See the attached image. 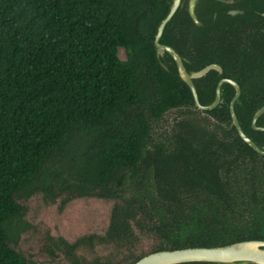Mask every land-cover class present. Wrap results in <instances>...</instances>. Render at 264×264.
Listing matches in <instances>:
<instances>
[{
    "label": "trees",
    "instance_id": "1",
    "mask_svg": "<svg viewBox=\"0 0 264 264\" xmlns=\"http://www.w3.org/2000/svg\"><path fill=\"white\" fill-rule=\"evenodd\" d=\"M165 10L162 0H0V264H134L192 231L160 204L175 193L179 153L166 173L156 167V191L123 196L151 124L192 103L155 56ZM39 196L60 213L89 203L90 221L48 239L33 230L47 256L34 260L7 227L30 230Z\"/></svg>",
    "mask_w": 264,
    "mask_h": 264
},
{
    "label": "flooded vegetation",
    "instance_id": "2",
    "mask_svg": "<svg viewBox=\"0 0 264 264\" xmlns=\"http://www.w3.org/2000/svg\"><path fill=\"white\" fill-rule=\"evenodd\" d=\"M162 1L166 10L155 31V56L167 75L188 89L192 103L171 108L154 121L171 111L182 117L168 131L164 151L149 136L139 160L124 172L123 191L131 188L128 198L137 191H156V167L166 173L168 157L179 153L175 193L160 204L167 206L166 219L174 213L177 220L194 223L179 248L161 251L264 242V112L254 121L264 106V0H196L195 20L190 0H179L159 38L165 49L157 55V30L173 2ZM170 141L172 150L166 148ZM166 180L164 189H170L167 174ZM142 203L152 213L150 199Z\"/></svg>",
    "mask_w": 264,
    "mask_h": 264
},
{
    "label": "rangeland",
    "instance_id": "3",
    "mask_svg": "<svg viewBox=\"0 0 264 264\" xmlns=\"http://www.w3.org/2000/svg\"><path fill=\"white\" fill-rule=\"evenodd\" d=\"M181 118L182 117L179 114V111H171L167 116L165 115L164 119L158 123H153L151 125L150 142L155 144H165L166 146L168 143L167 138L169 137L168 131L171 128H174L173 126H175L177 121ZM173 146L174 141H170V145H168L166 148L172 150ZM131 193H133L131 188L127 186L123 192V196L128 198L130 197ZM42 199L43 198L39 196L29 200V211L26 217V222L27 224L32 225L30 230H27L25 223L22 221L19 224L16 223V231L7 227L9 234H16L15 236H17L18 239L23 243L24 251L31 259L34 260H42L47 258V256L45 255L42 243L39 242V237L37 235L32 236L33 230L37 229L38 235H41V237L44 236L46 239H48L51 236L55 237L58 234V229H60V227L62 228V226L66 225L68 228L71 224H77L78 221H90V215H88V211L90 209L89 203L83 204L87 207V212L85 210L82 211L76 206H72L70 212L66 211L64 213H60L58 212L57 206L55 204H46ZM102 208H104V206L100 204L95 209L99 211ZM96 214L103 216L102 213ZM100 221L101 219H99V222Z\"/></svg>",
    "mask_w": 264,
    "mask_h": 264
},
{
    "label": "water",
    "instance_id": "4",
    "mask_svg": "<svg viewBox=\"0 0 264 264\" xmlns=\"http://www.w3.org/2000/svg\"><path fill=\"white\" fill-rule=\"evenodd\" d=\"M196 0H190V15L195 20L193 13L194 3ZM179 0H173L170 10L166 18L161 22L158 27L155 37V47L157 55H160L164 51V47L159 44V38L166 23L174 15L177 9ZM184 81L193 89L192 84L188 78H184ZM194 97L196 99L195 91L193 90ZM264 112V106L258 110L254 117L256 118ZM236 123V121H235ZM243 135V133L241 132ZM249 143L255 148V145L249 141ZM217 262V263H255L264 264V242H244L236 244L222 249H184L174 251H159L149 254L134 264H181L189 262Z\"/></svg>",
    "mask_w": 264,
    "mask_h": 264
}]
</instances>
